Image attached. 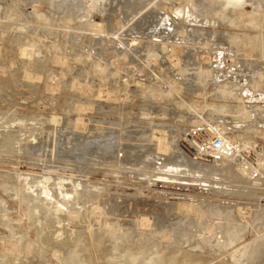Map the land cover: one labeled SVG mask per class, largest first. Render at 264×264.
<instances>
[{
  "label": "rangeland",
  "instance_id": "1",
  "mask_svg": "<svg viewBox=\"0 0 264 264\" xmlns=\"http://www.w3.org/2000/svg\"><path fill=\"white\" fill-rule=\"evenodd\" d=\"M61 1L0 0V264H74L77 260L75 264H89L90 234L96 228L92 209L106 205L107 198L126 202L122 219L135 223L136 215L142 219L147 210L170 218L171 204H183V199L194 210L204 211L203 223L213 221L206 217L214 207L264 205L263 193L242 195L245 184L232 173L225 175L227 189L190 181L213 174L187 159L196 150L191 143L204 141L211 125L225 124L227 135L232 136L235 123L244 124V129L250 120L227 107L235 105L236 99L220 89L225 85L230 92L228 78L217 82L210 73L212 56L222 53L226 65L243 60L246 64L240 61L237 68L244 66L246 75L257 78L258 72L264 74V49L219 42L220 36L205 32L210 27L205 22V31L191 34L190 29L204 23L193 18L200 13L193 12L191 3L190 12L185 6L178 9L187 0H75L85 10L94 4L91 13L75 8L72 12L71 4ZM140 6H145L141 12ZM227 22L215 21L211 27L220 28L223 38L230 31H245V26L231 27ZM162 24L168 25L171 37L163 38ZM245 25L249 32H253L250 26L257 28ZM206 39L211 43L205 45ZM249 134L245 132L244 139ZM159 155L164 158L160 156L163 160L158 163L167 159L181 165V171L191 170L179 176L187 180L164 177L155 186L158 177L146 165ZM47 176L49 203L39 193L40 181ZM59 178H63L62 191L56 186ZM221 188L228 196L216 194ZM124 195L128 201L120 198ZM57 201L63 203L60 214L54 210ZM251 239L246 242L255 237Z\"/></svg>",
  "mask_w": 264,
  "mask_h": 264
},
{
  "label": "bare ground",
  "instance_id": "2",
  "mask_svg": "<svg viewBox=\"0 0 264 264\" xmlns=\"http://www.w3.org/2000/svg\"><path fill=\"white\" fill-rule=\"evenodd\" d=\"M61 2H63L61 4H64V2H67L68 4L70 3L71 7L73 8V11L71 10L72 12H74V8L77 10V12L81 11V10H85L83 7L79 6V3L77 4V2L75 0H62ZM153 2L156 3V1H153ZM153 2H151V3H153ZM89 3H90V1H89ZM142 3H145V2H142ZM142 3H140L139 5H141ZM148 3H149V0H148ZM148 3H145V4L148 5ZM158 3L159 2L157 1V4ZM183 3L182 4L179 3L181 5L178 6V9L181 8L180 6H183V7L185 6L187 8H190L188 3L189 4L191 3V7L194 9L193 12L196 11L197 14H199V13L201 14V15L200 14L195 15V16H193V18L194 19H195V17L197 19L199 18L201 20L202 24L205 22L206 24H209V26H210L206 30L207 27H205L206 24L204 23L201 28L195 27L194 29H190L191 34L195 33L196 31L197 32H203L206 30L205 32L208 31L207 34L212 32V34L216 35V37L220 36L219 38L216 39L219 42H224L225 40L228 41L229 46H232V45L239 46L242 43L243 46L246 45L250 48L261 49V50L264 49V6H263L264 0H189V1L187 0V1H185L184 4ZM81 5L83 6V4H81ZM142 5H144V4H142ZM145 6H143V7L140 6V7H142L139 9L140 12L145 8ZM157 6H159V5H157ZM160 6L158 7L159 9H160ZM95 7L96 6L93 4L92 7L90 6V8L89 7L86 8L85 11H87L88 13H91V10L93 9V11H94ZM133 7H132L133 9H136L135 6H133ZM175 7H177V6H175ZM165 8L168 9L167 6H165ZM172 8H174V6ZM187 8H186V10H188V12H190L189 10H191V8L190 9H187ZM151 12H153V11H151ZM174 12H176V11H174ZM178 12H179V10H178ZM184 12H185V10H184ZM142 13H144V12H142ZM180 13L181 12H179V14ZM146 14H148V13H146ZM176 14H178V13H176ZM188 15L190 16V13ZM143 16H146V15H143ZM180 16L181 15H179V17ZM184 20H186V19H184ZM224 20H228V22L231 24V27H232V25L236 26V27H244V26L246 27L247 25H245V24H250V25L253 24L257 28L253 29V26H250L252 28L250 30H253V32L252 31L249 32V28L246 27V29H245V27H244L243 30H245V31L242 30L243 31L242 32L240 29V31L242 33H239V34H237L236 32H231L229 30L230 32L227 33V36H225L223 38L222 34H220L221 32L218 33V31H220L219 30L220 28L218 29V28H215L214 26L211 27V23L212 22L214 23L216 21L220 24V22H222ZM159 21L161 22V20H159ZM194 22H196V21H194ZM228 22H227V24H228ZM224 24H226V23H224ZM162 26H164V25L162 24ZM166 26H168V25H166ZM166 26H164L165 28H164L163 32L161 31L162 34H164L163 38L165 37V35H169L167 37H171L170 36L171 33L166 29ZM160 27H158V28H160ZM222 27H223V25H222ZM186 28L188 29V27H186ZM228 29H229V26H228ZM212 34L210 36H212ZM224 34H225V32H224ZM182 35H183V31H182ZM159 40H161V39H159ZM211 41L207 40L205 45L208 44L209 42L211 43ZM215 41H214V44L216 43ZM218 44H220V43H218ZM169 45H171V44H169ZM217 47H218V45H217ZM240 47H242V45ZM204 49H206V48H204ZM238 49H239V47H237V50ZM221 50L219 48L218 51L221 52ZM242 52H243V49H242ZM221 54H214V55L211 54V55H213L212 58L210 59L212 61L210 63L211 65H208V66H210L209 67L210 73L214 74V76L216 75L215 76L216 81H217V78H219V79L228 78V84H229L230 92H228V88H227L228 86H225L224 84H223L224 86H222V87L220 85V89L222 88V90H223L222 92H224L223 93L224 95L230 94L231 97L233 96L236 99V102H235L236 104L231 105V106H227V107L231 111H235L237 113L247 114L248 115L247 117L250 120H251L252 115L254 114V119L252 118L253 121H250L248 119L249 120L248 126L247 127L245 126V128H244V129L247 128L246 131L242 127L244 124L238 125V123H235L234 126H237V127L230 128V130L232 132H234L232 136L227 135L228 133L226 131L228 130V127L225 124L211 125L209 127L210 129L206 131V137L207 138L204 139V141H211L215 137H222L230 149V152H228L220 162L204 163V162L200 161L198 153H196V151L199 148V143H197L196 141H193V143H191V144L196 147V150H195V153L191 154L190 157L187 156V159L189 161H191V163H195V165L202 166L201 170L204 168L206 170V172L208 171L209 174H211V175L213 174V176L212 177L211 176L209 177V175L207 177H205V176L199 177L198 176V178H196L195 180L193 179L190 181H195L197 183H200L201 185L205 184V186H207V184H208L211 186H216V185L219 187L222 186L224 188L225 187V180L227 179L226 176L228 174L230 175L232 173V175L234 177L240 178V180H238L239 181L238 183L245 184L242 187L243 188L242 190L245 189L243 191L242 195H244V196L245 195H257L258 197H260V195L262 193L264 195V82H263L264 74L262 72L259 73L256 70L258 72L257 74H258L259 79H258V77L257 78L250 77L249 74H248L249 75V77H248V75H246V71L244 70V66H241V68H237L238 63L240 61H243V60L239 61V59L237 58L238 62L226 65V62H225L226 59H223L225 56L222 58ZM227 57H228V55H227ZM262 57H264V55ZM260 58H261V56H260ZM210 60H208V61H210ZM230 60H232V59H230ZM250 61H253V60H250ZM242 63L246 64V63H244V61ZM251 64H252V62H251ZM248 66L249 65H247V66L245 65V67L249 68ZM251 67H250V70H251ZM259 70H260V68H259ZM222 73H223V75L220 76V74H222ZM254 73H256V72H254ZM222 107H225V105H222ZM222 107H219V108H222ZM227 107H225L226 110H227ZM237 120H239V119H237ZM238 122L241 123V121H238ZM247 130L250 133L249 134L250 137L244 139V136H246L244 134H245V132H248ZM259 134H261L262 136L260 137ZM143 135H145V134H143ZM108 138H110V137H108ZM141 147H143V146H141ZM160 149H161V147L159 148V150ZM106 150H108V149H106ZM111 153H112V151H111ZM169 153H170V151H169ZM160 156L163 157V155H159L158 156L159 159L158 158H154V160L152 159L150 166H149V163L146 165V167L148 166V168H151V170L154 173H156L155 175L153 174L152 176L156 177V178L158 177V179H156V181H154L155 186H157L158 185L157 183L160 182L159 180L164 179V177L166 179L168 178L169 180H177V181L178 180H187V179H182L183 177L182 178L180 177L181 178L180 179L179 176H181V174H183L184 176L188 175L191 173V172H189L191 170L181 171L180 170L181 165H178L177 163H174V164L171 163L170 164L167 161V159L161 163H158L157 161L163 160V159H160L161 158ZM124 158H125V156H124ZM126 158H128V157H126ZM110 160H112V159H110ZM180 160H182V159H180ZM253 160H255V161H253ZM172 162H174V161H172ZM240 162L242 163L241 165H240ZM146 163H144V164H146ZM186 166H188V164ZM192 166H194V165L192 164ZM238 166H241V167L239 168ZM141 169H142V167H141ZM187 169H188V167H187ZM194 171H196V170H194ZM218 174L220 176H218V178H215L214 175H218ZM194 175H197V174H194ZM223 175H224V177H223ZM63 176H65V175H63ZM42 178L43 177H41L39 179H42ZM63 178H59L58 182L56 183V186L58 187V191H62L61 188L64 187L63 180H62ZM211 180H214V181L211 182ZM227 181L229 182V180H227ZM233 181H231V182H233ZM38 182H35V183H38ZM49 182H50V177H48V176L45 177L44 179H42V181H40V184H39V185H41L40 186V192L38 191L39 189L37 190L39 193L44 195L43 199L46 200V202H48L49 197L51 196L49 194L50 193ZM234 182H237V181L235 180ZM79 184H80V182H79ZM32 185L34 186L35 184H32ZM36 185L38 187V184H36ZM201 185H199V186H201ZM230 185H232V184H230ZM234 185L235 184H233L232 186H234ZM23 186H24V184H23ZM52 188H54V187H52ZM236 188H237V186H236ZM66 189H68V188H66ZM73 190H74V187H73ZM246 193H248V194H246ZM216 194H222V195L228 196L229 192H227L226 190L221 188V190L218 189L216 191ZM126 195H128V194H126ZM231 195L232 194H230L229 196H231ZM96 196H98V195H96ZM213 196H216V195L213 194ZM217 196H219V195H217ZM237 196H239V195H237ZM192 197H194V196H192ZM120 198L123 200V198H125V195L121 196ZM222 199H223V197H222ZM233 199H235V198H233ZM107 200H108V203L106 205H104L103 207L102 206L101 207L100 206H97V207L92 206L93 207L92 216H93V220H94V221L92 220L93 221L92 224L94 223L93 226H95L96 228L95 229L93 228L92 234H90L92 236V240H91V244L89 247V253L91 252V256H90L91 258H88L90 261L89 264H264V205H258L257 204L255 206H253L252 208L248 204H247L248 207L246 206V208H245V206L240 207L241 205L240 206H232L231 205V206H227V207L225 206L226 207L225 209H220V208L216 209L214 207L213 209H211L212 213L210 214V211H209L210 215H208V213H206L208 216L207 217L205 216L206 218H212L213 221H211V223H209L211 220L210 219V220H206L207 222L203 223V221L201 222L200 219L204 217L203 216L204 211L202 212V210H200V208H199L200 211L194 210V208H193L194 206L185 203V202H187V200L183 199V201H184L183 204H178V203L177 204H174V203L171 204V208H169V211L171 212L170 218L166 219L159 214H155L154 212H151V213L147 212L148 211L147 210L146 211L147 213L143 212V214H142L143 217H141L142 219H140L138 214L136 215L137 223H135V222H132V220L126 221V220L122 219V218H125L124 213H126V212H123L124 211L123 203L126 204V202L121 201V203H116L114 201L115 199H112V198H107ZM125 200H127V199L125 198ZM129 200H131V199H129ZM216 202H219V201H216ZM237 203H238V200H237ZM250 203H253V202L251 201ZM255 203H256V201H255ZM95 204L97 205V203H95ZM226 204H228V203H226ZM53 205H54V210L56 212L55 214H57V213L60 214V212L63 211V203L59 204V202L57 201ZM244 205H245V203H244ZM135 207H136V205H135ZM128 208H126V211ZM137 208H139V207H137ZM140 208H142V207H140ZM196 209H197V207H196ZM136 210H138V209H136ZM136 210H135V212H136ZM205 211H207V210H205ZM5 212H7V211H5ZM138 212H140V211H138ZM149 214L150 215L153 214V215H151L152 217H147V218L144 217V215L147 216ZM51 217H53V216L51 215ZM133 217H135V216L133 215ZM90 219H92V218H90ZM146 223H148V225H146ZM49 224H50V222H49ZM49 224H47V226ZM51 224H52V222H51ZM143 228H145V229H143ZM79 230L80 229H78V231ZM85 233H87V232H85ZM203 234H204L203 239H199L201 235L203 236ZM217 235H221V237H217ZM79 237H80V235H79ZM247 237H249V238H247ZM251 237L252 238L255 237V239L252 243L248 244L246 241L248 239H251ZM76 239H78V238H76ZM49 240H51V239H49ZM245 242L247 243V245L243 246L245 244ZM80 248H82V246ZM40 249H42V248H40ZM85 249H83V250H85ZM84 252L86 253L88 251H84ZM73 257H74V255H73ZM84 257L86 258V256H84ZM87 257H88V255H87ZM79 260H80V262L82 260L84 261V259L81 260V258ZM77 261H75V263ZM89 261L86 262V259H85L84 262L88 263ZM4 264H5V262H4Z\"/></svg>",
  "mask_w": 264,
  "mask_h": 264
},
{
  "label": "built area",
  "instance_id": "3",
  "mask_svg": "<svg viewBox=\"0 0 264 264\" xmlns=\"http://www.w3.org/2000/svg\"><path fill=\"white\" fill-rule=\"evenodd\" d=\"M228 152H230L229 146L222 137L200 142L196 151L200 161L204 163L220 162Z\"/></svg>",
  "mask_w": 264,
  "mask_h": 264
}]
</instances>
